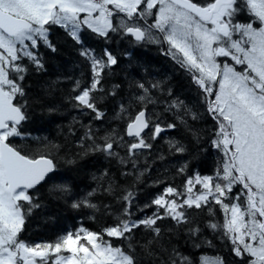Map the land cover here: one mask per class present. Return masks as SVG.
Segmentation results:
<instances>
[{
  "label": "snow or ice",
  "instance_id": "snow-or-ice-1",
  "mask_svg": "<svg viewBox=\"0 0 264 264\" xmlns=\"http://www.w3.org/2000/svg\"><path fill=\"white\" fill-rule=\"evenodd\" d=\"M242 13H247V22L237 20ZM52 26L63 28L79 44H83L81 30L88 29L105 39L110 33H119L136 42L166 43L170 51L174 50V58L180 54L181 65L199 73L195 79L206 100L214 97L207 102V110L218 124L212 144L223 153L215 177L199 173L186 177L183 192L167 186L151 201L163 211L143 219L131 218L134 193L125 190L119 197L122 207L116 222L100 233L81 227L55 242L21 239L27 217L41 206L30 190L54 179L49 174L56 168L48 156H30L13 143V138L23 135L20 125L28 119L27 93L22 83L28 67L23 60L27 58L37 70H43L42 59L33 50L43 43L56 51L49 38ZM80 55L90 62L93 75L91 82L72 97L74 107L89 109L94 119L102 120L105 114L97 105L103 97L93 93L104 91L105 69L116 65L117 58L108 50L97 57L86 47ZM219 57L229 58L231 63L219 61ZM236 65L243 67L237 70ZM213 85H218V91L214 92ZM137 87L143 90L134 97L140 107L133 109L131 102L121 103L115 117L124 121L123 134L112 129L97 137L89 126L86 136L93 144L85 149V155L90 150L115 158L124 169L132 170L123 174L135 172L139 182L149 170L146 161L143 170L138 165L145 150L153 148L150 141L177 124L164 125L159 114L148 109L159 101L144 84ZM108 94L116 95L114 90ZM164 111H174L176 119L184 124L187 115L197 119L183 101L166 103ZM166 142L170 151H186L179 141ZM186 167L178 171L184 172ZM237 185L239 190L233 192ZM58 187L69 191L67 186ZM105 191L111 194L113 185L109 183ZM92 195L89 192L71 207L98 211L89 199ZM213 204L219 206L223 221L208 226L231 243V251L243 264H264V0H0V264H142L143 256L155 257L153 264H193L174 246L170 250L165 247L158 221H175L177 227L187 229L190 238L196 237L200 228L194 226L185 209L206 208L210 216H215ZM141 226L149 234L144 240L134 234ZM203 243L212 246L209 240ZM198 264L225 261L221 256H203Z\"/></svg>",
  "mask_w": 264,
  "mask_h": 264
},
{
  "label": "trees",
  "instance_id": "trees-1",
  "mask_svg": "<svg viewBox=\"0 0 264 264\" xmlns=\"http://www.w3.org/2000/svg\"><path fill=\"white\" fill-rule=\"evenodd\" d=\"M198 2L206 3V0ZM240 19H247L246 14L242 13ZM80 35L83 44L74 41L63 28L51 27L49 38L56 51H51L43 43L33 50L38 51L43 70H37L27 58L23 60L28 67L22 82L27 93L28 119L20 127L23 135L13 138V143L30 156H48L56 165L55 172L50 175L54 179L47 180L30 192L38 197L37 202L41 206L27 217L21 233V239L29 243L55 242L59 236L78 231L81 227L102 232L105 227L116 222L122 207L119 197L125 190L134 193L131 206L133 220L162 212L151 201L167 186L177 187L183 192L186 177L196 173L215 177L223 160V153L212 144L218 124L207 110L208 100L214 97L206 100V93L196 82L197 75L170 55L166 43H137L133 38L119 33H110V38L105 39L88 29L81 30ZM82 47L91 49L97 57H103L104 51L108 50L118 61L110 69H105L102 80L104 91L93 93L103 97L97 105L105 114L102 120L94 119L95 114L89 109L74 107L76 101L72 97L91 82L93 75L90 62L80 55ZM224 60L231 63L229 58ZM235 67L240 70L241 66ZM77 81L80 83L79 88H76ZM137 84H144L150 95L159 101L148 105L149 111L159 114L164 125L177 124L175 129H168L161 137L150 141L153 148L145 150L138 165L143 170L146 161L149 170L144 172L139 182L136 181L135 172L124 175V171L132 170L130 167L124 169L115 158L90 150L85 155V149H90L93 144L86 136L89 126L97 137L112 129L123 134L124 121L115 117L121 103L128 105L131 102L133 109L140 107L134 97L143 94V90ZM154 84L158 87H153ZM113 90L115 96L108 94ZM173 100L183 101L197 119L193 120L191 115H187V124H184L176 119L174 111L165 112L166 103ZM189 128L197 135L193 136ZM168 140L179 141L186 151H170L166 142ZM119 151L124 155L123 149ZM161 156L163 159H160ZM185 165L184 172L178 171ZM109 183L114 187L111 194L105 191ZM58 186H67L69 191H60ZM239 188L237 185L233 192ZM89 192L93 193L89 199L98 206V211L88 207H71L72 203L82 200ZM212 207L215 216H210L206 208L185 209L194 220V226L200 228L196 237L190 238L187 229L177 227L175 221H158L163 230V244L169 250L174 246L181 255L188 256L193 264H198L203 256H221L225 264H239L241 262L231 251V243L221 239L220 234L208 226L209 223L223 221L219 206L213 204ZM134 234L138 240H144L149 235L143 226L136 229ZM205 240L211 241L212 246L204 244ZM112 242L120 244L115 239ZM194 243L201 246L194 247ZM157 254L160 255L159 252ZM141 259L142 264H153L155 257L143 256Z\"/></svg>",
  "mask_w": 264,
  "mask_h": 264
},
{
  "label": "rangeland",
  "instance_id": "rangeland-1",
  "mask_svg": "<svg viewBox=\"0 0 264 264\" xmlns=\"http://www.w3.org/2000/svg\"><path fill=\"white\" fill-rule=\"evenodd\" d=\"M151 22H152V18L149 17V18H148V23H151ZM140 23H141V24H144L143 21H141ZM145 26H146V25H145ZM153 32H156V30L153 29ZM156 35H157V36H160V35H162V34L156 33ZM168 51H169L170 55H172V52H173L174 50H171V51H170V50H169V45H168ZM172 56H173V55H172ZM177 59L181 61V60H182V56H181L180 54H177ZM217 59L220 61V57L217 58ZM222 61L225 62V60H222ZM242 67H243V66H241L240 69H241ZM238 69H239V68H238ZM192 71H194V73H195L197 76L199 75V73H198V72H195V70H192ZM212 87H213L214 92H215V91H218V85H213ZM199 187H200V186L198 185L197 188H199ZM209 258H213V257H209Z\"/></svg>",
  "mask_w": 264,
  "mask_h": 264
},
{
  "label": "flooded vegetation",
  "instance_id": "flooded-vegetation-1",
  "mask_svg": "<svg viewBox=\"0 0 264 264\" xmlns=\"http://www.w3.org/2000/svg\"><path fill=\"white\" fill-rule=\"evenodd\" d=\"M201 3H203V2H201ZM246 14V16H247V19H240V15L237 17V20H239L240 22H247L248 21V15H247V13H245ZM52 27H55V26H52ZM226 58V57H225ZM224 58V59H225ZM234 256H235V254H233ZM236 257V256H235ZM238 259H239V262H241V263H239V264H242L243 263V261L241 260V258L240 257H237Z\"/></svg>",
  "mask_w": 264,
  "mask_h": 264
},
{
  "label": "water",
  "instance_id": "water-1",
  "mask_svg": "<svg viewBox=\"0 0 264 264\" xmlns=\"http://www.w3.org/2000/svg\"><path fill=\"white\" fill-rule=\"evenodd\" d=\"M23 122H24V121H23ZM23 122H22V124H23ZM22 124H21V125H22ZM21 125H20V126H21ZM54 171H55V170H54ZM53 173H54V172H53ZM53 173H50L49 176H50L51 174H53ZM42 184H43V183H42ZM42 184H41V185H42ZM39 186H40V185H39ZM39 186H37V187H39ZM30 191H31V190H30Z\"/></svg>",
  "mask_w": 264,
  "mask_h": 264
}]
</instances>
